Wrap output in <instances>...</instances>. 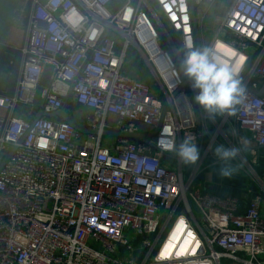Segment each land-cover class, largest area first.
Wrapping results in <instances>:
<instances>
[{
    "label": "built area",
    "instance_id": "1",
    "mask_svg": "<svg viewBox=\"0 0 264 264\" xmlns=\"http://www.w3.org/2000/svg\"><path fill=\"white\" fill-rule=\"evenodd\" d=\"M18 10L28 38L15 92L0 94V264H264L253 186L264 191V0H233L210 40L196 12L201 50L245 90L215 119L182 69L198 50L190 0H27ZM131 47L155 86L124 72ZM66 108L95 133L36 119ZM154 129L148 141L106 135ZM188 135L201 150L195 167L164 147ZM218 144L241 149L234 173L255 182L244 200L201 179L220 166Z\"/></svg>",
    "mask_w": 264,
    "mask_h": 264
},
{
    "label": "crops",
    "instance_id": "2",
    "mask_svg": "<svg viewBox=\"0 0 264 264\" xmlns=\"http://www.w3.org/2000/svg\"><path fill=\"white\" fill-rule=\"evenodd\" d=\"M26 1L27 0H0V94H14L19 78L21 67L20 48L28 38V19L27 15L21 14L19 12L18 6ZM232 2L233 0H216V2L211 6H206L204 4L199 5L196 12L198 13V19L200 18V34L202 33L205 36L204 26L207 15L213 12L214 21L216 23L219 22L220 25ZM28 6H30V3L28 4ZM202 15H205L203 20L200 17ZM216 31L213 32L215 33ZM11 61H13V63H11ZM139 63L141 62H137L133 60V58H130L128 64L124 69V72L129 76L147 82L149 81L148 75L143 72L142 67L139 65ZM151 76L153 77V75ZM12 81L15 82L14 86L12 84ZM65 111L67 114H70L71 118H73L72 116H75V114L73 115L72 112L69 113L67 108L65 109ZM23 112L24 113L18 112L19 116L25 115V113H27L26 110H24ZM4 114L5 111L0 108V115ZM54 117L61 118L60 116ZM258 169L259 175L261 176L260 179L263 181L264 185V173L260 172L259 166ZM202 178L206 182L205 185L207 187V190L211 193L220 196H234L242 200L246 199L245 190L247 185L242 184V177L236 173H234L230 179L222 178L219 175V168L214 167L206 171L201 176V179ZM253 186L255 187L256 192H261L264 197V191L257 185ZM262 214L264 215V202L262 207Z\"/></svg>",
    "mask_w": 264,
    "mask_h": 264
},
{
    "label": "clouds",
    "instance_id": "3",
    "mask_svg": "<svg viewBox=\"0 0 264 264\" xmlns=\"http://www.w3.org/2000/svg\"><path fill=\"white\" fill-rule=\"evenodd\" d=\"M240 59L242 63L244 57ZM182 69L184 75L192 81V89L198 90L193 97L195 103L204 108L213 119L217 114L225 115L234 104L239 102L237 98L244 94L241 81L235 78L236 70L212 62L207 48L185 52ZM203 134H206V130ZM168 135L169 129L162 128L161 137L166 139ZM164 147L172 150L184 166L195 167L201 160V150L194 135L186 136L178 146L169 143ZM240 151L239 147H226L223 144L212 148L213 155L220 162V177L230 179L233 176L236 169L231 162L238 157Z\"/></svg>",
    "mask_w": 264,
    "mask_h": 264
},
{
    "label": "water",
    "instance_id": "4",
    "mask_svg": "<svg viewBox=\"0 0 264 264\" xmlns=\"http://www.w3.org/2000/svg\"><path fill=\"white\" fill-rule=\"evenodd\" d=\"M190 4H191V9H192V16H193V21H194V27H195V32H196V39H197V46H198V50H201L200 47V41H199V28H198V24H197V16H196V8L194 5V0H190ZM166 103L164 104L163 110L166 109ZM42 116H47V117H54V116H60L62 119L66 120L67 122L71 123L72 125H74L78 130L82 131V132H89V133H95V131H88L85 130L81 127H79L74 120L69 117L66 113H64L62 110L56 111V112H51V113H40L38 114V116L36 117V119L42 117ZM157 133V129H154L153 131H151L148 134H143V133H126V132H117V131H107L106 135H111V136H125L128 138H132V139H141V140H145L148 141L149 137H153L155 134ZM260 147H258L259 149ZM1 167V165H0Z\"/></svg>",
    "mask_w": 264,
    "mask_h": 264
},
{
    "label": "rangeland",
    "instance_id": "5",
    "mask_svg": "<svg viewBox=\"0 0 264 264\" xmlns=\"http://www.w3.org/2000/svg\"><path fill=\"white\" fill-rule=\"evenodd\" d=\"M213 16H214V14H213V12H211V13H209L208 15H207V17H206V20H205V26H204V30H205V36H206V38L208 39V37H209V40H210V38H211V36H212V34L214 33L213 31H216L217 29H218V27H219V22H215L214 21V19H213ZM200 19V18H199ZM213 32V33H212ZM163 45V44H162ZM133 49L132 50H130V54H129V58L131 57V58H133V60H135V61H137V62H141V63H139V65L142 67V70H143V72L145 73V74H147L148 75V80L149 81H147V83H149L151 86H155V84H156V80H155V78H154V76L152 77L151 75H150V72H149V70L147 69V67H146V65H145V63H144V61L141 59V55H140V53L135 49V47H132ZM183 57H184V54H183ZM157 89H158V91H159V88L158 87H156ZM73 117V119H75L76 120V116H72ZM108 136H106L105 137V139L107 138ZM111 140H114V136H110L109 137ZM256 170H257V173H258V175H259V169H258V167L257 168H255ZM241 177H242V179H243V183L242 184H244V185H247V187L248 186H250L251 184H254L255 182L252 180V179H250V178H246V177H244L243 175H240ZM260 176V175H259ZM261 177V176H260ZM241 181V180H240ZM241 183V182H240Z\"/></svg>",
    "mask_w": 264,
    "mask_h": 264
},
{
    "label": "trees",
    "instance_id": "6",
    "mask_svg": "<svg viewBox=\"0 0 264 264\" xmlns=\"http://www.w3.org/2000/svg\"><path fill=\"white\" fill-rule=\"evenodd\" d=\"M133 48L131 47V49L130 50H132ZM14 81H12V84H13V86H14ZM9 94V93H8ZM259 167H260V172L261 173H264V157L263 158H261L260 159V162H259V165H258ZM257 166V167H258ZM217 168H219V167H217Z\"/></svg>",
    "mask_w": 264,
    "mask_h": 264
},
{
    "label": "snow or ice",
    "instance_id": "7",
    "mask_svg": "<svg viewBox=\"0 0 264 264\" xmlns=\"http://www.w3.org/2000/svg\"><path fill=\"white\" fill-rule=\"evenodd\" d=\"M173 191H175V189H173Z\"/></svg>",
    "mask_w": 264,
    "mask_h": 264
}]
</instances>
